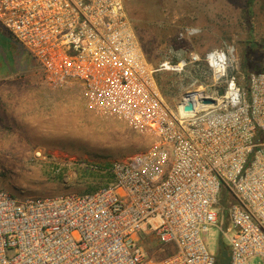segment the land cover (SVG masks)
<instances>
[{
  "label": "built area",
  "instance_id": "2783aa9c",
  "mask_svg": "<svg viewBox=\"0 0 264 264\" xmlns=\"http://www.w3.org/2000/svg\"><path fill=\"white\" fill-rule=\"evenodd\" d=\"M0 24L48 84L79 83L91 107L154 139L94 190L0 188V264H217L203 234L221 219V196L229 264H264V70L242 82L231 51L213 49V89L173 108L156 79L170 61H148L124 0H0Z\"/></svg>",
  "mask_w": 264,
  "mask_h": 264
},
{
  "label": "rangeland",
  "instance_id": "374dc122",
  "mask_svg": "<svg viewBox=\"0 0 264 264\" xmlns=\"http://www.w3.org/2000/svg\"><path fill=\"white\" fill-rule=\"evenodd\" d=\"M124 1L151 64L187 62L181 70L156 73L173 108L187 91L213 89L206 60L213 49L231 51V72L242 82L249 72L264 69V0ZM192 53L200 59L191 62ZM6 75L8 81L0 79V188L17 197L94 190L110 179L114 162L146 150L154 140L91 107L79 83L48 84L32 55L0 24V77ZM35 129L59 137L45 141L31 132ZM218 207L224 209L221 219L203 239L226 263L230 254L222 229L229 223L223 196ZM251 264L261 259L254 257Z\"/></svg>",
  "mask_w": 264,
  "mask_h": 264
},
{
  "label": "bare ground",
  "instance_id": "6f19581e",
  "mask_svg": "<svg viewBox=\"0 0 264 264\" xmlns=\"http://www.w3.org/2000/svg\"><path fill=\"white\" fill-rule=\"evenodd\" d=\"M166 65H167V67H169L168 65V63H165ZM202 89H199V90H197V92L196 93H198L197 95H199V94H201L202 93ZM31 132L32 133H34V134H36V133H40L41 132V130L39 131V130H37V129H35V130H31ZM30 133V132H29ZM41 134V133H40ZM39 134V135H40ZM43 137H44V140L45 141H51V140H57V137H59V135L57 134V133H53V131L52 132H50V131H45V133H43V134H41ZM40 135V136H41Z\"/></svg>",
  "mask_w": 264,
  "mask_h": 264
},
{
  "label": "water",
  "instance_id": "95a60500",
  "mask_svg": "<svg viewBox=\"0 0 264 264\" xmlns=\"http://www.w3.org/2000/svg\"><path fill=\"white\" fill-rule=\"evenodd\" d=\"M223 92H224V90H223L222 88H220L219 91H218V94H219V95H222ZM203 101H204V102H210V103H212V102H214V99H211V98H204ZM193 108H194V105H193V102H192V101H189V102L187 103V105L185 106V109H186V110H192Z\"/></svg>",
  "mask_w": 264,
  "mask_h": 264
},
{
  "label": "trees",
  "instance_id": "16d2710c",
  "mask_svg": "<svg viewBox=\"0 0 264 264\" xmlns=\"http://www.w3.org/2000/svg\"><path fill=\"white\" fill-rule=\"evenodd\" d=\"M260 70H264V69H260ZM160 87V86H159ZM161 89V88H160ZM162 91V90H161ZM163 94V92H162ZM224 197V196H223ZM224 247L229 251L228 245L223 243ZM221 247V246H220ZM217 264H229V262L223 263L221 261V257L219 255H217Z\"/></svg>",
  "mask_w": 264,
  "mask_h": 264
},
{
  "label": "crops",
  "instance_id": "0c3cea01",
  "mask_svg": "<svg viewBox=\"0 0 264 264\" xmlns=\"http://www.w3.org/2000/svg\"><path fill=\"white\" fill-rule=\"evenodd\" d=\"M0 79H3V80H6V81H8L9 80V76H2V77H0Z\"/></svg>",
  "mask_w": 264,
  "mask_h": 264
}]
</instances>
